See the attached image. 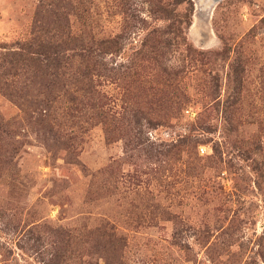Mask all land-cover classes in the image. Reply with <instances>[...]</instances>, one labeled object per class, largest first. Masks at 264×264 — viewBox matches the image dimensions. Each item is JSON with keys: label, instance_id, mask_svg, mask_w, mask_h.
I'll use <instances>...</instances> for the list:
<instances>
[{"label": "rangeland", "instance_id": "374dc122", "mask_svg": "<svg viewBox=\"0 0 264 264\" xmlns=\"http://www.w3.org/2000/svg\"><path fill=\"white\" fill-rule=\"evenodd\" d=\"M124 2L0 0V264H264V0Z\"/></svg>", "mask_w": 264, "mask_h": 264}, {"label": "trees", "instance_id": "16d2710c", "mask_svg": "<svg viewBox=\"0 0 264 264\" xmlns=\"http://www.w3.org/2000/svg\"><path fill=\"white\" fill-rule=\"evenodd\" d=\"M132 1V2H131ZM138 1V0H137ZM140 4H145L148 6V11L151 15H153L157 19L169 21V24L167 25V28L175 26V29L177 31L181 30V25L185 23L186 26L190 24V12L192 10V3L191 0H139ZM138 2V3H139ZM136 0H125L124 2V14H125V20H126V27L128 29L127 33L129 32V29L132 28L134 25L133 23H137V20H139V9L136 7L138 5ZM184 4H187L185 11L183 12L184 20L179 21L178 20V14H177V8L179 6H182ZM145 22V20H142ZM125 27V30H126ZM183 27V26H182ZM158 30H154L150 36L151 39H155L153 34L156 33L157 39L159 40L161 37L165 39L166 36L163 34L158 33ZM124 38V35H121ZM120 41V38L113 39L108 42L102 43L101 45L105 48L107 46L106 50H109L108 45H117ZM105 45V46H104Z\"/></svg>", "mask_w": 264, "mask_h": 264}, {"label": "water", "instance_id": "95a60500", "mask_svg": "<svg viewBox=\"0 0 264 264\" xmlns=\"http://www.w3.org/2000/svg\"><path fill=\"white\" fill-rule=\"evenodd\" d=\"M202 9H208L219 0H195Z\"/></svg>", "mask_w": 264, "mask_h": 264}]
</instances>
